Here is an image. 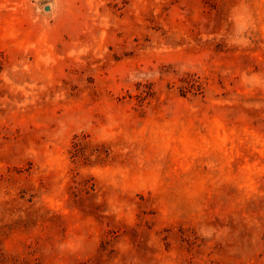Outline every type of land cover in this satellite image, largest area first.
Wrapping results in <instances>:
<instances>
[{
    "label": "rangeland",
    "instance_id": "obj_1",
    "mask_svg": "<svg viewBox=\"0 0 264 264\" xmlns=\"http://www.w3.org/2000/svg\"><path fill=\"white\" fill-rule=\"evenodd\" d=\"M0 264H264V0H0Z\"/></svg>",
    "mask_w": 264,
    "mask_h": 264
}]
</instances>
